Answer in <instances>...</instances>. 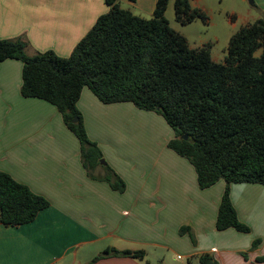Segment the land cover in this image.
Returning <instances> with one entry per match:
<instances>
[{
  "label": "crops",
  "instance_id": "1",
  "mask_svg": "<svg viewBox=\"0 0 264 264\" xmlns=\"http://www.w3.org/2000/svg\"><path fill=\"white\" fill-rule=\"evenodd\" d=\"M157 1L118 0L121 8L146 19L153 17ZM207 1L192 5L207 11ZM236 2L245 9L242 26L264 15V0L249 2L254 11L244 6L247 0ZM109 9L104 0H0V40L25 37L28 56L52 50L69 57ZM22 70L19 60L0 64V171L45 197L50 207L29 224H0V264H199L204 254L218 264H264L259 261L264 258V185L232 184L233 206L250 232L218 231L226 182L201 189L192 164L169 148L175 134L166 128L164 134L143 133L158 136H134L142 139L138 149H114L111 157L104 152L126 184L120 193L103 179L101 168L88 174L80 144L56 108L22 96ZM84 89L78 104L86 99L93 109L103 110ZM113 107L119 106H108ZM125 107L141 110L134 104ZM135 119L142 120L132 117L128 123L148 127ZM146 143L149 147L143 148ZM183 227L188 232L182 234ZM108 248L143 250L146 257L95 260Z\"/></svg>",
  "mask_w": 264,
  "mask_h": 264
},
{
  "label": "trees",
  "instance_id": "2",
  "mask_svg": "<svg viewBox=\"0 0 264 264\" xmlns=\"http://www.w3.org/2000/svg\"><path fill=\"white\" fill-rule=\"evenodd\" d=\"M104 1L109 11L69 57L52 50L28 56V41L20 37L0 40V64L10 59L22 62V96L58 110L80 143L82 163L91 177L103 154L90 140L77 107L85 87L104 104L132 103L163 116L175 134L169 148L192 164L200 188L220 180L227 184L217 230L250 232L237 216L230 186L264 185V15L234 33L224 61L216 62L210 45L193 49L170 27L165 17L169 0H158L149 19L122 9L118 0ZM191 2L175 0L176 20L185 25L197 19L208 23L206 11ZM105 169L103 179L123 193L124 180L109 166ZM48 207L45 197L0 171V224H29ZM188 230L183 227L180 232ZM107 256L144 260L146 253L108 248L95 260ZM199 264L218 262L204 254Z\"/></svg>",
  "mask_w": 264,
  "mask_h": 264
},
{
  "label": "rangeland",
  "instance_id": "3",
  "mask_svg": "<svg viewBox=\"0 0 264 264\" xmlns=\"http://www.w3.org/2000/svg\"><path fill=\"white\" fill-rule=\"evenodd\" d=\"M249 1L247 0V5L244 6L254 11L249 5ZM206 3L210 5L208 10H205L208 16V23H204L201 19H197L186 25L178 22L175 16V0H169L165 17L170 27L188 40L191 48L197 49L204 45H210L212 59L216 62H222L227 55V48L231 36L242 27V15L245 9L240 8L241 5H238L236 0H224L223 4H221L220 0H208ZM192 6L195 7L194 5ZM84 91L89 92L93 98L97 99L88 87ZM98 101L105 106L103 110L93 109L95 107L86 99L82 104H77V107L90 140L97 143L102 154L105 152L108 157H111V152L114 149L118 152H129L130 149H138L142 139L140 137L134 138V136L142 135L143 133H155L154 131H159L164 134L166 128L172 130L164 117L155 111L138 109V111H134L133 109H127L125 107L127 104L130 105L132 103L104 104L100 100ZM109 105L119 107L109 109ZM49 106L53 105L49 104ZM148 114H152V116ZM132 117L142 119L141 121L139 119L135 120L142 124H147L148 127L138 125L137 123H128V119ZM56 124L52 125L56 127ZM158 135L160 134H155L154 136ZM143 136L147 138L154 137L144 134ZM74 138L79 146L80 143L77 138L75 136ZM149 145L150 143H146L143 145V148H148ZM141 152H143L142 149ZM146 153L149 154L150 149ZM106 166H109L113 170L103 156L98 168H101L104 174H106Z\"/></svg>",
  "mask_w": 264,
  "mask_h": 264
},
{
  "label": "water",
  "instance_id": "4",
  "mask_svg": "<svg viewBox=\"0 0 264 264\" xmlns=\"http://www.w3.org/2000/svg\"><path fill=\"white\" fill-rule=\"evenodd\" d=\"M249 2L252 4V3H253V0H250ZM77 121H78V119L76 118V119L74 120V122H77ZM183 139L187 140L188 138H187V136H184Z\"/></svg>",
  "mask_w": 264,
  "mask_h": 264
}]
</instances>
